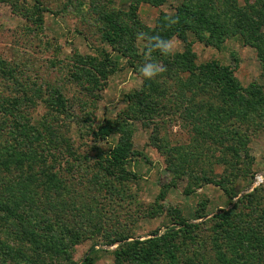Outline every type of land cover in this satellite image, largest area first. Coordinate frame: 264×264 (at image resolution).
I'll return each instance as SVG.
<instances>
[{"label":"rangeland","instance_id":"374dc122","mask_svg":"<svg viewBox=\"0 0 264 264\" xmlns=\"http://www.w3.org/2000/svg\"><path fill=\"white\" fill-rule=\"evenodd\" d=\"M139 33L173 42L151 51L154 79ZM0 64L1 160L17 146L37 163L0 167V201L26 200L0 210V264H143L140 240L153 264H264V0H0Z\"/></svg>","mask_w":264,"mask_h":264},{"label":"trees","instance_id":"16d2710c","mask_svg":"<svg viewBox=\"0 0 264 264\" xmlns=\"http://www.w3.org/2000/svg\"><path fill=\"white\" fill-rule=\"evenodd\" d=\"M188 5L189 6H187V9H186L187 18H182L185 11H180V13H181L180 17L182 19H177L178 23H180L179 21H181L183 24H186V30L191 28V25H188V23H189L188 16L191 13L195 14L196 19L199 20L201 18L197 11L190 10L191 8H193V6H191L189 3H188ZM201 20L202 19H200V21ZM204 24H205L204 26H206L207 29L214 32V30H215L214 28H215L216 24L213 21H211L210 19H207ZM123 30H124V24L115 20L111 25L109 24L107 26V29L105 30L104 34H105L106 39L113 40V38L118 36L120 34V32L124 33L125 31H123ZM2 64H0V68H2V69H0V74L4 73V71H1V70H4L6 68L5 66H2ZM206 72L211 74L210 77L214 81L218 82L219 84H221L222 86H224L227 89L226 92H228L227 93L228 96L233 95L234 93H238V91L241 89V85L238 84V81H237L233 71L228 66H220L219 64L216 63V65L207 66ZM9 75H12V73H10V70H9ZM26 97H27V95L9 97L11 99V102H8V104H3V110L2 111L4 113L12 111L13 109L16 108V106H18L19 100H23ZM108 132H109V129L107 128L106 125H100L99 129L95 132V134L101 136V138H105L108 135ZM127 150L128 149H126L124 147V145L123 146L120 145L116 148H113L112 151L110 152L111 153L110 157L112 158L111 163H113V164L121 163L124 160V156L122 155V153L126 154ZM6 154H7L6 158L2 159V160H1L2 155H0V161H1L0 167L1 166H5V167L9 166L11 169L12 166H14V168L18 169V168H21L24 165H26V163L30 166H33V167L37 164L34 157L28 155L26 151H20L17 148V146L7 148ZM44 176L47 177V179L54 177L53 174L48 173V172H46L44 174ZM10 197L14 198L13 194L10 195ZM23 202H26V200L18 198V197L14 200L10 199V201H7V200L0 201V210L5 212L9 217L21 218L22 217L21 208H22ZM182 224H187V223L185 221H182ZM29 230L30 229L28 226H23L21 231L16 232V235L18 236L19 234H23L20 237V239L22 240L23 236L25 237L28 235V233L31 232ZM139 244L140 245H138V246H131V249L136 250L135 256L138 259H140L143 264H153V262H152L153 253H152L151 249L145 245L144 241L140 240ZM129 248H130V246H129ZM116 253H117L118 258H119V256H121V254L125 255V254H128L129 252H127L124 248H121ZM93 263H94V257L92 255H87L81 264H93Z\"/></svg>","mask_w":264,"mask_h":264},{"label":"clouds","instance_id":"9594fccd","mask_svg":"<svg viewBox=\"0 0 264 264\" xmlns=\"http://www.w3.org/2000/svg\"><path fill=\"white\" fill-rule=\"evenodd\" d=\"M139 38L146 41V49L148 54L145 56L146 62L140 67V74L145 79H154L159 73L164 71V68L157 62L150 60V53L153 50H158L163 55H169L173 51V42L163 39L159 34L147 35L139 33Z\"/></svg>","mask_w":264,"mask_h":264},{"label":"built area","instance_id":"2783aa9c","mask_svg":"<svg viewBox=\"0 0 264 264\" xmlns=\"http://www.w3.org/2000/svg\"><path fill=\"white\" fill-rule=\"evenodd\" d=\"M255 185H261L264 183V172L263 173H257L255 175Z\"/></svg>","mask_w":264,"mask_h":264}]
</instances>
